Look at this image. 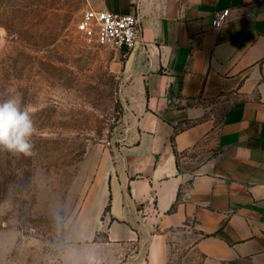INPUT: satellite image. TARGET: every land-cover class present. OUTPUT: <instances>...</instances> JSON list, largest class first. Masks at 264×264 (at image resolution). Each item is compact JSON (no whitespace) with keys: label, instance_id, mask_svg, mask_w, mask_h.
<instances>
[{"label":"crops","instance_id":"0c3cea01","mask_svg":"<svg viewBox=\"0 0 264 264\" xmlns=\"http://www.w3.org/2000/svg\"><path fill=\"white\" fill-rule=\"evenodd\" d=\"M87 4L140 18L120 51L127 141L103 196L107 244L145 243L159 264L177 232L202 264H264V0Z\"/></svg>","mask_w":264,"mask_h":264},{"label":"rangeland","instance_id":"374dc122","mask_svg":"<svg viewBox=\"0 0 264 264\" xmlns=\"http://www.w3.org/2000/svg\"><path fill=\"white\" fill-rule=\"evenodd\" d=\"M87 3L0 0V101L18 95L37 129L33 156L0 150V264H158L145 243L107 244L103 196L127 141L122 57L77 31ZM189 242L169 233L159 264H202Z\"/></svg>","mask_w":264,"mask_h":264},{"label":"built area","instance_id":"2783aa9c","mask_svg":"<svg viewBox=\"0 0 264 264\" xmlns=\"http://www.w3.org/2000/svg\"><path fill=\"white\" fill-rule=\"evenodd\" d=\"M228 15V9L215 12L214 25L222 26ZM76 29L87 43L108 45L119 51L133 50L140 41V18L137 15L96 9L89 4L77 22Z\"/></svg>","mask_w":264,"mask_h":264},{"label":"clouds","instance_id":"9594fccd","mask_svg":"<svg viewBox=\"0 0 264 264\" xmlns=\"http://www.w3.org/2000/svg\"><path fill=\"white\" fill-rule=\"evenodd\" d=\"M36 131L32 109L22 107L18 95L0 101V150L33 156L34 144L31 141Z\"/></svg>","mask_w":264,"mask_h":264}]
</instances>
